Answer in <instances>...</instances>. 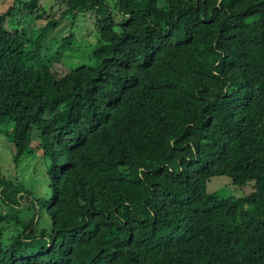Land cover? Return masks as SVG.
Returning <instances> with one entry per match:
<instances>
[{"label":"trees","instance_id":"16d2710c","mask_svg":"<svg viewBox=\"0 0 264 264\" xmlns=\"http://www.w3.org/2000/svg\"><path fill=\"white\" fill-rule=\"evenodd\" d=\"M39 1L0 0L4 149L50 162L0 172L3 208L33 213L9 239L0 214V264H264V0H55L35 34ZM87 13L95 43L45 45Z\"/></svg>","mask_w":264,"mask_h":264},{"label":"rangeland","instance_id":"374dc122","mask_svg":"<svg viewBox=\"0 0 264 264\" xmlns=\"http://www.w3.org/2000/svg\"><path fill=\"white\" fill-rule=\"evenodd\" d=\"M25 1V0H21ZM114 0H109V4L113 6ZM39 6L41 8L40 17L36 18L33 23L32 30L35 34H38L47 24L49 19H59L65 7L55 0H40ZM115 14L116 21L122 19L121 16L113 11ZM90 14V13H89ZM82 14L78 17H74L70 14L67 17L61 18L56 29L50 30L47 34L44 43L45 45H50L51 43L59 42L60 39L66 36L70 30L76 35L77 41L81 45L87 46L89 43H95L97 39V34L93 33L95 30L94 27V18L90 14ZM80 53V49L78 54ZM69 53H67L68 55ZM70 58V55L67 56ZM74 59V58H73ZM73 63H78L76 60H72ZM66 62L70 64V60L67 59ZM5 137L0 136V172L9 177L10 179H18L19 181H25L27 185L32 186L33 181H38L42 179L43 173L46 166L50 164L47 159L39 160L40 155L34 153V155L26 156L23 160V163L16 167L11 159H9L8 154L4 149L6 144ZM8 147V146H7ZM34 169L40 170L38 173H34ZM208 191H216L220 196L227 197L228 195L240 196L242 194L250 193V187L238 188L232 185L230 178L228 177H213L207 183ZM34 190V189H33ZM21 212V209H20ZM19 212L18 207H15L12 211H7L3 208L0 203V214L5 217V220L2 222V225L5 227V237L9 239L11 234L16 232L15 229H22V222L25 224L28 219V214H22ZM42 225V224H41ZM46 224L42 225L43 227Z\"/></svg>","mask_w":264,"mask_h":264}]
</instances>
